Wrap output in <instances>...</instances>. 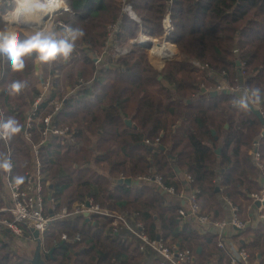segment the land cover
<instances>
[{
    "label": "trees",
    "instance_id": "obj_1",
    "mask_svg": "<svg viewBox=\"0 0 264 264\" xmlns=\"http://www.w3.org/2000/svg\"><path fill=\"white\" fill-rule=\"evenodd\" d=\"M61 1L74 14L64 22L66 26L55 30L57 36L62 37L67 26L85 33L69 58L45 64L34 56L25 57V68L17 72L0 55V121L13 119L21 129L9 137L13 180L24 183L33 167V144L23 128L40 96V69L44 77L53 75L56 83V92L41 103V121L60 102L59 125L78 132L74 142L44 145L40 150L49 181L48 208L50 198L58 213L93 197L96 206L123 217L131 229L141 222L150 240L159 235L170 248L190 249L183 264H231V255L219 248L216 234L202 235L196 223L182 224L184 204L160 189L155 177L159 175L167 189L196 191L201 214L213 221L229 210L220 198L249 221L254 197L264 192V137L258 147L254 143L264 125L251 109L256 107L264 115V0H173L174 31L167 40L176 46L179 57L162 69L155 68L137 46L121 57L113 56L115 47L109 48L103 63L87 50L105 49L111 38L124 48L141 34L163 37L167 0ZM128 4L139 22L124 12ZM13 7V0H0V32H14L24 40L28 35L12 30L4 20ZM80 78L87 89L78 91L74 96L80 98L74 100L68 89H75ZM16 81L25 85L19 93L11 91ZM221 89L238 95L211 97L209 92ZM255 89L260 90V100L253 103ZM242 99L249 101L248 108H241ZM126 119L133 125L128 126ZM41 125L33 130L35 144L41 140ZM256 147L262 166L249 156ZM6 151L0 137V165ZM1 178L0 167V208L6 205ZM123 178L139 184L120 183ZM131 229L123 223L115 226L113 218L101 214L89 220L83 214L71 215L53 222L42 241L47 254L54 250L49 264H168ZM32 237L27 232L24 239L30 243ZM17 240L23 241L0 230V264H32L21 257ZM233 240L251 253V264H264V222L257 227L248 224Z\"/></svg>",
    "mask_w": 264,
    "mask_h": 264
},
{
    "label": "built area",
    "instance_id": "obj_2",
    "mask_svg": "<svg viewBox=\"0 0 264 264\" xmlns=\"http://www.w3.org/2000/svg\"><path fill=\"white\" fill-rule=\"evenodd\" d=\"M16 2V0H13ZM61 1V0H60ZM63 4L65 2L61 1ZM17 3V2H16ZM169 4V8L167 9L165 16L163 18V43L160 42L157 38L141 34L138 39L141 41L147 40H155L158 44H165V42L172 44L167 40V37L174 31V24L172 22V14H173V0H167ZM67 6V5H66ZM130 7L128 10L127 7ZM69 7V6H67ZM124 12L130 14V16L139 22V18L134 13L131 5H127ZM72 13L71 16L69 14ZM74 14V9L69 7L68 15L66 18L57 19L55 22V26L52 29H57L60 26H66L64 24L65 21L69 20ZM10 16V15H9ZM8 19V17L6 18ZM68 27V26H67ZM31 31H35L34 27H29ZM51 29V30H52ZM49 30V31H51ZM136 40V39H135ZM134 42L128 47L118 48L117 45L109 40L106 44L105 49L94 50L91 52L89 50L88 53L95 59L98 63H103L105 59V55L109 48L115 47L113 51V56L121 57L128 55L133 47ZM173 45V44H172ZM135 46V45H134ZM84 49H87L86 47ZM149 51V49H148ZM150 52V51H149ZM150 56H153L155 59H165L158 56H154L151 53ZM173 56V55H172ZM43 81L40 84V96L39 98L32 104V108L28 113V118L26 124L23 128V134H25V138L27 141L32 142L33 144V167L31 171L27 172L26 181L24 183L17 182L13 180V168L14 162L12 160V152L10 151L9 145V137L0 135L2 141L6 144L7 147V156L4 163H8L9 167L7 169L1 167L2 169V178L1 183L2 187L5 191L4 201L6 205L0 208V230H5L6 232H10L13 237L23 239L25 243L28 242V239H24V236L27 232H30L32 235L36 233L41 239L45 234V231L49 229V227L53 224V222L62 219L63 217L71 216V215H80L84 213H89L90 215H105L113 218L114 225L116 226L119 223H123L129 229L127 220L123 217L116 215H111L108 212H104L100 209L99 206H96L93 197H90L85 202L75 203L72 206V210L69 211L68 208H63L62 211L56 213V202L53 198H50L52 206L48 208L46 203V191L49 188V181L47 180V175L45 169H43V162L41 160V148L45 145L49 144H61L62 146L68 144L69 142H74L77 138L78 132L76 130H72L69 127H62L58 123V113L62 107V104L56 103L54 110L51 114H48L46 117L42 119L41 112L44 110L42 108V102L44 101L45 96H48L50 93L56 92V83L53 75H49L48 77H41ZM83 78L77 83L75 89H68V97H77L74 96L81 89H87V85L84 82ZM52 109L53 104H50ZM40 111V113H39ZM41 127L38 129V132L41 133V140L38 144L33 143L34 133L33 130L35 127ZM149 144V142H146ZM249 154L253 156L256 162L260 159V153L255 151H250ZM191 180L190 176H187V182ZM155 181L159 184L160 189L168 192L172 195L177 196L180 200L188 201L187 207H184L180 210V216H187L188 212L195 219L197 224V228L200 234L206 235V233L213 232L219 237V248L222 250L228 251L231 255V264H250V255L243 248L237 247L231 240L235 237L239 232H241L244 228H246L247 223L241 220L237 215V207H235L231 202H227L229 206L228 213L222 217V219L218 221H213L208 215L201 214V206L197 201V192L189 191L185 188L180 192L175 191L174 188L167 189L164 184H162V179L160 176L155 177ZM52 197V196H51ZM256 201L264 200V193L259 197H254ZM90 204V207H88ZM49 210L50 213H49ZM53 212V214H51ZM263 212V211H262ZM264 215V212L263 214ZM131 231L145 242L146 246H149L152 250L154 249L159 255H161L166 263L168 264H183L187 262L190 258V249L189 250H179L176 246L168 247L166 243L161 239L158 240H150L147 238L143 231V224L141 222H136L134 228Z\"/></svg>",
    "mask_w": 264,
    "mask_h": 264
},
{
    "label": "clouds",
    "instance_id": "obj_3",
    "mask_svg": "<svg viewBox=\"0 0 264 264\" xmlns=\"http://www.w3.org/2000/svg\"><path fill=\"white\" fill-rule=\"evenodd\" d=\"M51 0H17V15L14 20L20 19L25 25L36 26L33 34L20 40L16 33L0 32V55L8 59L14 71H22L25 68V57L34 56L42 63L53 62L58 58H69L75 48V42L84 36L81 28L66 27L64 35L58 37L55 29L49 31L39 27V20L49 10ZM24 84L16 81L11 84V91L19 93ZM252 102L260 100V90L255 89L251 93ZM241 108H248L249 101L241 100ZM18 122L13 119L0 121V135L11 137L20 132ZM7 169L8 163L0 165Z\"/></svg>",
    "mask_w": 264,
    "mask_h": 264
},
{
    "label": "water",
    "instance_id": "obj_4",
    "mask_svg": "<svg viewBox=\"0 0 264 264\" xmlns=\"http://www.w3.org/2000/svg\"><path fill=\"white\" fill-rule=\"evenodd\" d=\"M135 13V12H134ZM136 14V13H135ZM72 13L69 14V16H71ZM61 18V17H60ZM62 18H66V17H62ZM59 19V18H57ZM7 22H8V19H6ZM10 26L12 27H15V28H19L20 30L23 29V30H26V29H29V27H26V26H15L13 25L10 21L8 22ZM239 32H237V35ZM144 42V41H143ZM142 44V42H141ZM140 44V45H141ZM144 44L146 45L147 49L149 48V43H145ZM172 59H168L167 61H171ZM166 61V62H167ZM238 66L241 65L240 61H238ZM203 91H206L205 88H203ZM211 97H218L220 96V94H234V95H238V92H234V91H231L229 89H221L220 91H211L209 92ZM253 112L255 113L256 116L259 117L261 123L264 125V115L262 114L261 110L260 109H254L252 108ZM126 124L128 126H132L133 125V121H131L130 119H126ZM217 132L216 130H213V135L216 136ZM264 137V130L263 132L258 136V138L255 140V145L258 146V143L260 141V139ZM223 147V146H222ZM222 147H220L218 150H217V154L220 155L221 154V151H222ZM258 149V148H257ZM161 150L165 153H167V155H170L169 151H167L166 148L162 147ZM219 171V169H218ZM177 172L178 174L180 173V171L177 169ZM120 183H124L126 185H133L134 184H139V180H132L131 178H123L119 181ZM220 188H217L216 189V192L218 193V196H220ZM221 203L226 205L227 204V200H225L224 198L222 199L221 198ZM88 207H90V204H88ZM264 209V200H259L256 204H255V210H263ZM51 214H53V212H51ZM85 216V218L87 220L90 219L91 215L89 213H84L83 214ZM158 240L161 239V237L158 235ZM18 246L20 247V251H21V257L26 259L27 261H30L32 264H49L48 262V257L51 256L54 252V250L50 251L49 254H47L45 251H44V244H43V241L42 239L36 234V233H33V237L31 239V242H23V241H20V240H17L15 241ZM201 249H198V252H200Z\"/></svg>",
    "mask_w": 264,
    "mask_h": 264
},
{
    "label": "bare ground",
    "instance_id": "obj_5",
    "mask_svg": "<svg viewBox=\"0 0 264 264\" xmlns=\"http://www.w3.org/2000/svg\"><path fill=\"white\" fill-rule=\"evenodd\" d=\"M17 2V0H16ZM18 9V5L16 7ZM17 9L11 13L8 17V20L15 26H26V27H34L25 25L21 22L20 19L14 20L13 17L17 15ZM69 12V7L66 4H63L60 0H51L49 4V10L42 16V19L39 20L38 26L51 30L59 17H67ZM149 43V51L152 55L158 56L161 58H168L175 54V48L172 44L165 42V44H158L155 40H147L145 43Z\"/></svg>",
    "mask_w": 264,
    "mask_h": 264
},
{
    "label": "rangeland",
    "instance_id": "obj_6",
    "mask_svg": "<svg viewBox=\"0 0 264 264\" xmlns=\"http://www.w3.org/2000/svg\"><path fill=\"white\" fill-rule=\"evenodd\" d=\"M16 7H17V3L14 2V7H13L14 10H13L11 13H13V12L17 9ZM127 9L129 10L130 7L128 6ZM11 13H9V14L7 15V17H9V15H11ZM26 32H28V35H31V34L34 33V32L31 31V30H28V31H26ZM158 40H160V42H162V43H163V41H164V40H163V37H158ZM133 42H134V45H135V46L141 48L142 50H145V53L147 54V57L150 59L152 65H153L155 68H157V69H162V68L164 67V64H166V61H167L168 59H172V60H174V59H178V57H179V52H178L176 46H174V45H173V46H174V48H175V54H174L173 56H171V57L166 58V59L159 60V59H155V58H153V56H150V55H149L151 52L148 51L146 45L144 44V42H146V41L143 42V41H141V39H136V40H133ZM141 42H142V44H141ZM140 44H141V45H140ZM134 45H133V46H134ZM37 75L39 76V79H41V77L44 76V75L42 74V72L40 71V69L37 71ZM77 98H80V96L75 97L74 100H77ZM255 108H256V107H255ZM158 176H159V175H158ZM209 217H210V216H209Z\"/></svg>",
    "mask_w": 264,
    "mask_h": 264
},
{
    "label": "crops",
    "instance_id": "obj_7",
    "mask_svg": "<svg viewBox=\"0 0 264 264\" xmlns=\"http://www.w3.org/2000/svg\"><path fill=\"white\" fill-rule=\"evenodd\" d=\"M9 13H11V12H9ZM8 13V14H9ZM7 14V15H8ZM6 18H7V16H5L4 17V20H5V22H7V20H6ZM8 22H9V20H8ZM7 22V23H8ZM9 24V23H8ZM10 26V25H9ZM11 27V29L12 30H15V29H19V28H15V27H12V26H10ZM20 30V29H19ZM23 29H21V31H22ZM28 30H30V29H26V30H23L27 35H28V32H26V31H28ZM29 36V35H28ZM158 39V38H157ZM174 45V44H173ZM175 46V45H174ZM180 174V173H179ZM220 200H221V198H220ZM180 201H182V203L184 204L183 205V207H187L188 206V204H187V202L188 201H184V200H180ZM254 204H255V202H254ZM254 206V205H253ZM263 210H260L259 212L257 211V210H255V207H251V209H249V218H248V220L250 221V226H252V227H257V226H259L260 225V223H262V222H264V218L263 217H259L260 216V214L259 213H261V214H263V212H262ZM248 221V222H249ZM188 222H191V223H193L194 225H195V219L194 218H192V216L190 215V213L188 212V214H187V216H185V218H183L182 219V224H187Z\"/></svg>",
    "mask_w": 264,
    "mask_h": 264
},
{
    "label": "flooded vegetation",
    "instance_id": "obj_8",
    "mask_svg": "<svg viewBox=\"0 0 264 264\" xmlns=\"http://www.w3.org/2000/svg\"><path fill=\"white\" fill-rule=\"evenodd\" d=\"M252 108H254V109H258V108H255V107H251V109ZM258 147V146H257ZM257 147L254 149V150H252V151H255V152H258L259 151V148L257 149ZM259 153H260V151H259ZM249 156H251L250 154H249ZM252 157V159H253V161H254V163H256L257 165H260V166H262V164L260 163V161H261V153H260V159H259V161L258 162H256L255 160H254V158H253V156H251ZM264 189V188H263ZM264 193V192H263ZM257 203V201L255 200V204ZM255 204H254V207H255ZM238 209V208H237ZM258 211V210H257ZM259 212V211H258ZM228 213V212H227ZM260 214V216L259 217H263L264 218V215H262L261 213H259ZM226 215V214H225ZM237 215H238V211H237ZM239 217V216H238ZM240 218V217H239ZM241 219V218H240ZM241 220H243V219H241ZM244 221V220H243ZM244 222H246V221H244ZM247 223V225L248 224H250V222H246ZM247 227V226H246ZM245 229V228H244ZM237 236V235H236ZM162 239V238H161ZM160 239V240H161ZM237 247H239V248H242V247H240V246H238L235 242H234V240L232 239L231 240ZM243 244H245V241H243L242 242V245ZM218 246H219V244H218ZM246 251H247V253H249V251L245 248V247H243ZM242 248V249H243ZM225 251V250H224ZM249 255H250V264H251V260H252V258H251V253H249ZM260 258H261V256H260Z\"/></svg>",
    "mask_w": 264,
    "mask_h": 264
}]
</instances>
